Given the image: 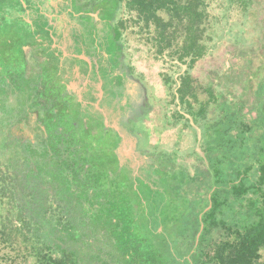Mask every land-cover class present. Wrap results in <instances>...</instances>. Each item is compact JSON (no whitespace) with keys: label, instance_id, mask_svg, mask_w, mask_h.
<instances>
[{"label":"trees","instance_id":"1","mask_svg":"<svg viewBox=\"0 0 264 264\" xmlns=\"http://www.w3.org/2000/svg\"><path fill=\"white\" fill-rule=\"evenodd\" d=\"M79 1L62 13L87 31L89 12H98L94 38L110 56L92 73L104 81L103 110L65 92L70 77L58 62L40 63L26 79L24 46L50 39L49 18L43 0H0V264H264V61L252 68L264 53V18L247 46L251 64L235 82L221 68H203L215 50L210 0ZM228 1L242 5L249 27L262 19L264 0ZM131 25L146 33L155 58L185 65L177 76L163 74L172 111L162 120L191 131L188 166L176 164L179 150L155 160L160 152L141 151L148 142L120 151L128 137L137 140L133 129L110 125L131 93L120 45ZM230 30L236 39L251 35ZM190 185L202 199L194 237L184 257L169 245L163 259L157 241L170 215L162 190L187 196Z\"/></svg>","mask_w":264,"mask_h":264},{"label":"rangeland","instance_id":"2","mask_svg":"<svg viewBox=\"0 0 264 264\" xmlns=\"http://www.w3.org/2000/svg\"><path fill=\"white\" fill-rule=\"evenodd\" d=\"M89 1L93 3L96 0ZM254 1L256 3L261 2V0ZM210 3L209 11L212 15L211 17L216 16V19L215 17L213 18L215 27L212 33V40L209 43L213 44L212 48L215 50L213 55L209 54L205 58L203 68H221V72L224 75L233 76L230 81L235 80L236 82V78L241 79L242 72L246 69L247 64H251V62L245 61L253 54L247 50V46L251 44L252 36H256L255 31L259 22H262L264 18V11L259 10L258 8L260 7L255 5L262 19L257 18L259 19L257 25L255 26L254 24L249 27L246 25V15L239 2H234L230 8L228 7V0H210ZM119 15L126 19L131 16L125 7L121 8ZM231 26L234 27V30L239 27L241 30L245 29V35L250 33L251 35L243 38L239 35L237 39L236 37L233 38L232 30H230ZM145 34L138 33V28L134 25L128 26L120 43L126 64L131 67V69L127 67L131 93L130 96L128 95L125 98L123 110H117L119 118L117 117L114 122L120 128L121 126L124 128L127 126L133 129L132 137L137 138L134 141V139L131 140L128 137V144L124 143L120 151L125 155H130L135 147H143L148 142L151 146L146 145L141 151L155 149L156 153L160 152L159 155H153L155 160L161 159L162 164L163 162H168L164 157L160 158V154L162 152L171 154V152L175 153V150H179L176 164L182 163L188 166L192 158H187L182 153L193 145L194 140L191 131L186 127L180 129V127H183V123L177 126H166L162 120L166 109L169 112L172 111V106L166 105L170 97L164 86L163 74L168 73L177 76L185 68V65H179L177 60L155 58L151 44ZM241 49H246L247 52H240ZM261 56L262 60L255 59L253 63L252 68L254 71L262 66L264 53ZM31 69L33 68L29 66L28 71ZM200 70L201 68H198L196 71L199 72ZM219 87L223 88L222 85ZM236 87L237 91L240 92L241 86ZM122 134L124 135V133ZM196 148L201 151L199 146H196ZM157 176H161L163 180L165 174L159 172ZM157 184L165 186L166 180H157ZM188 189L187 196H184L185 192H182L179 195L176 194V197L166 188L162 190L166 197V205L164 206L166 211L164 214L170 215L168 221L165 220L163 222L166 233L164 236L161 235L162 237L160 236V240L157 241L158 250L161 252L163 259L168 257L169 245L178 259L184 257L189 249V242L194 237L197 227L196 210L200 206L202 199L201 193L198 192V186L190 185ZM192 191L195 193H192ZM188 193L192 194L191 196L198 193V197L194 195L188 198ZM148 236L150 238V235ZM156 239L158 238L155 237L154 240Z\"/></svg>","mask_w":264,"mask_h":264},{"label":"flooded vegetation","instance_id":"3","mask_svg":"<svg viewBox=\"0 0 264 264\" xmlns=\"http://www.w3.org/2000/svg\"><path fill=\"white\" fill-rule=\"evenodd\" d=\"M84 2L87 1H79V3ZM65 3H69V0H43V12L49 18V26L46 28L50 39L44 41L42 38H38L41 44L24 46L27 64L26 79L29 81L32 79L31 73L39 67L40 63L50 65V60L58 62V66L62 67L63 70L67 69V73L63 77H70L68 83H65V92L76 94L80 101L95 105L98 109L103 110L100 103L105 93L104 81L100 76H95V78L92 76L93 72L96 73L100 70L102 62L105 60L103 55L110 57L106 46L99 44V41L94 38L97 29L93 26L98 24L100 17L97 11L89 12L93 19L87 23L88 30H82L79 23L76 24L73 20L68 19L67 11L62 13L63 4ZM92 4H89V7ZM72 26L76 27L77 30L71 32L70 28ZM89 29L90 33L88 32ZM88 36H91V38L88 39ZM73 38L77 41V48L72 46ZM42 46L43 48L46 46L48 49L43 50ZM51 51L54 55L51 54ZM37 63L38 66L36 67ZM85 64H87V68H84ZM29 66L33 68L30 71H28ZM110 125L118 128L117 124ZM121 136H123L122 141H125L122 133Z\"/></svg>","mask_w":264,"mask_h":264},{"label":"water","instance_id":"4","mask_svg":"<svg viewBox=\"0 0 264 264\" xmlns=\"http://www.w3.org/2000/svg\"><path fill=\"white\" fill-rule=\"evenodd\" d=\"M200 233L198 234V237H199Z\"/></svg>","mask_w":264,"mask_h":264}]
</instances>
